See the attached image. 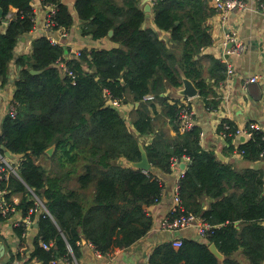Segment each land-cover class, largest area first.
Segmentation results:
<instances>
[{
    "label": "trees",
    "instance_id": "trees-1",
    "mask_svg": "<svg viewBox=\"0 0 264 264\" xmlns=\"http://www.w3.org/2000/svg\"><path fill=\"white\" fill-rule=\"evenodd\" d=\"M40 1L56 7L51 34L71 27L73 17L62 0ZM189 1L159 0L152 5L154 24L170 33V47L145 25L141 0H75L82 35L95 40L107 37L117 46L83 49L78 58L69 60L64 47L52 44L49 35L34 39L30 54L15 57L19 37L34 28L32 0H0L2 18L7 20L6 24L0 20L4 27L0 29V87L9 82L10 66L18 69L11 101L16 115L3 117L0 146L21 156L17 176L10 174L2 187L10 191L6 194L10 205L11 195H21L15 209L25 217L35 216L30 209L38 203L32 195L48 211L38 215L39 238L32 253L44 264L70 250L78 255L82 237L102 255L126 250L143 238L152 226L146 207L159 201L163 190L154 171L170 174L172 164L184 157L190 159L179 181L184 211L220 226L205 239L207 243L179 236V247L172 241L159 244L148 264H220L208 249L210 243L224 255L222 264H242L235 258L237 252L249 264L264 262V177L249 167L238 170L221 161L214 149L203 148L199 126L180 132V99L165 95L168 87L181 85V70L194 82L205 110H216L220 102L213 85L224 80L226 65L208 57L213 83L203 77L200 53L211 38L194 14L179 13L187 5L197 7ZM58 60L66 63L74 78L61 76L55 67ZM105 92L120 104H136L129 119L133 132L120 110L106 105ZM148 94L154 99L144 100ZM157 105L175 136L155 129ZM224 123L229 127L224 128ZM235 127L227 119L217 127L231 152ZM251 132L237 150L247 162L264 160V131ZM145 135H153L150 143H143L152 165L147 172L129 165L140 160L138 142ZM52 145L55 149L49 156L45 150ZM38 158L50 159V169L36 163ZM204 199H210L207 208L202 207ZM0 219L5 218L0 215ZM23 230L17 227V235ZM43 242L53 245L46 250L40 245Z\"/></svg>",
    "mask_w": 264,
    "mask_h": 264
},
{
    "label": "crops",
    "instance_id": "crops-1",
    "mask_svg": "<svg viewBox=\"0 0 264 264\" xmlns=\"http://www.w3.org/2000/svg\"><path fill=\"white\" fill-rule=\"evenodd\" d=\"M74 1L62 0L68 6L73 17V24L66 31L67 36L61 39L63 42L62 46L65 49V58L69 60L78 58L79 56L76 55L77 51L81 52L83 49H109L116 47L117 44L111 42L107 37L95 40L90 35H82L83 21L76 14ZM245 1L247 3L245 10L230 12L225 15L214 8L211 0H190L189 3L193 2L197 4V7L194 8L190 4L182 8L179 13L188 12L194 14L202 27L208 28L211 44L204 46L200 53L203 77L207 82L213 83V80L209 78L208 69L211 62L208 57L220 59L226 67L230 64L234 70V74L229 76L226 75L225 71L224 80L220 81L218 86L213 85L220 99L216 110H205L199 97L193 98L191 101L195 109L194 125L199 126L201 130V146L205 149H214L216 155L220 152L225 158L224 162L232 163L238 170L249 167L261 173L262 177H264V160L259 159L254 162H247L243 160L242 153L237 150V147L241 143L246 142L249 136L243 133L236 135L232 140L233 151L231 152L226 149L227 144L217 133V127L223 119L232 121L237 127L248 128L249 124H255L260 128H264V82L261 79L259 81L250 80L254 76L264 77V0ZM143 2L144 0H141V5L144 7ZM32 6L35 13L34 28L30 33L19 37L14 49L15 57L30 54L31 42L41 36L49 35L45 32L43 25L48 6L42 5L40 0H32ZM11 11L14 12L16 9L11 8ZM148 15L145 25L154 29L167 46H173L170 41V33L158 29L154 24L152 5ZM0 29L4 30V27L0 25ZM60 30L62 29L54 32L53 36L58 37ZM233 40L237 42L238 46L241 45L242 49L237 51V45L233 49L228 48V43ZM9 75V82L5 86L0 87V125L11 105L14 94V80L18 77V69L15 64L10 66ZM171 94V89H167L165 95L171 99H177ZM170 103H172V100H170ZM135 106V103H127L119 110L126 119L128 117L127 113H130ZM153 116L155 117L156 130L163 131L171 137L176 135V131L169 124L168 119L161 113L159 105L156 106V113ZM128 128L132 132L134 131L131 124ZM179 131L182 132L180 127ZM152 138L153 135H145L140 137V141L148 144ZM11 155L12 158L7 157V161L16 171V167L21 161V156L12 153ZM36 163L44 166L46 164L48 169H50L52 164L51 160L46 158H38ZM123 164L127 165L124 159ZM187 166L188 163L181 159L173 163L170 174L163 175L154 171L162 181L163 190L159 201L146 207L148 215L152 218V226L143 238L126 250H115L108 255H99L91 243L82 237L78 243V255L70 251L66 256L57 257V264H148L149 257L156 246L166 241H172L175 238L174 232H168L161 228V223L169 214L173 205L176 180L181 171ZM14 175L17 176V173ZM8 192L10 191L7 189ZM31 198L36 199V196L32 195ZM20 200V194H13L9 199L14 205L18 204ZM209 202L210 199H204L202 207L207 208ZM43 210L42 207H36L33 211L35 216L32 219H30L29 215L25 217L21 214V211L17 210L10 215L9 219H0V246L3 245L4 247L3 252L0 250V264H44L43 261L32 256L35 249L34 241L39 238L38 215ZM19 222L24 228L21 236H18L16 232V228L21 226H17ZM261 223H264V221ZM180 237L197 242H206L205 239H199L197 233L192 229L182 230ZM22 243H24L23 247ZM50 243L53 245L52 242ZM21 251H23L22 256H20ZM235 258L242 264H249L240 252L235 253ZM50 264L52 263L50 262Z\"/></svg>",
    "mask_w": 264,
    "mask_h": 264
},
{
    "label": "built area",
    "instance_id": "built-area-1",
    "mask_svg": "<svg viewBox=\"0 0 264 264\" xmlns=\"http://www.w3.org/2000/svg\"><path fill=\"white\" fill-rule=\"evenodd\" d=\"M159 0H148L150 5H153ZM213 3L214 8L217 11H220L227 15L230 12H235V11H243L247 8V3L245 0H211ZM48 6V11L46 13V17L44 20V29L45 32L49 34V40L52 44H61L62 45V38H65L67 36V30L62 29L59 32V36L55 37L50 33V26L54 25V15L56 13V7L53 5H47ZM48 36V35H47ZM230 39V37H229ZM234 41V40H233ZM235 42V41H234ZM236 50L242 49V46L237 44ZM236 47V46H235ZM77 56H80V51H77L76 53ZM55 67L59 69L61 76L68 75L71 78H74L73 72L68 68L66 63L62 60H58L55 64ZM234 70L233 67L230 66V64L226 67V75H233ZM261 79L262 82H264V77H252L250 80L251 81H259ZM104 98L106 105L114 106L117 107L118 109H121V107L124 104H120L118 100L113 99L111 95L108 92L104 93ZM144 100H153V96L148 94L145 95ZM192 99L188 98H180V104L181 109L179 110V119H180V129L181 131H187L190 130L193 125H194V116H195V109L192 106L191 103ZM6 114H9L10 117H15L16 115V110L14 105H10ZM5 114V115H6ZM229 126L224 123V128H228ZM252 130H262L264 131V128L258 127V125L255 124H249L248 128H243V127H235L234 131V137L240 133L246 134L247 136H251ZM219 135L224 139V133L221 132ZM242 153V152H241ZM185 162L188 164L190 163V159L188 157L183 158ZM176 162V161H175ZM174 162V163H175ZM173 165V164H172ZM187 168V167H186ZM185 169H183L178 176L175 184V193L173 195V205L169 211V214L163 219L161 223V228L165 231L168 232H175V231H182L186 229H192L194 230L197 235L203 239L208 238L214 231V229L218 228L220 225H213L209 224L202 216L196 215L192 212H185L181 203V199L179 196V181L183 177L185 173ZM16 171L10 166V164L7 161V156L4 155V153L0 149V215L6 219L10 218V215L15 212V205L7 201L6 194L7 190L2 187V184L8 179V176L12 173H15ZM36 201L38 205L36 207H42L45 211L44 205L38 200L36 197ZM34 209H30V213H32ZM42 210V209H41ZM48 213V212H47ZM23 226L20 222L17 224V226ZM43 248L46 250H49L52 247L51 243H42L41 244ZM172 245L174 247H179L181 245V238L175 237L172 240ZM70 250V248H69ZM71 251V250H70ZM99 255L100 253L97 252ZM52 264H57L56 260L51 261Z\"/></svg>",
    "mask_w": 264,
    "mask_h": 264
},
{
    "label": "water",
    "instance_id": "water-1",
    "mask_svg": "<svg viewBox=\"0 0 264 264\" xmlns=\"http://www.w3.org/2000/svg\"><path fill=\"white\" fill-rule=\"evenodd\" d=\"M144 4V12L146 14V18L149 17V11L151 9V5L148 2V0H144L143 2ZM3 9L0 7V20L2 21L3 24L7 23V20H3ZM112 35V30H110L108 32V36ZM236 46V42L232 41L230 43H228L227 47L228 48H234ZM30 72L32 74H36L38 73V71H34V70H30ZM180 73V77H181V85L179 87H168V89H171V95L177 98H188V99H193L199 96V91L197 89V87L195 86L194 82L187 78L182 72L181 70H179ZM120 115L123 117V113L120 112ZM124 118V117H123ZM138 147H139V151H140V155L141 158L139 161H130L129 165L133 168H137V169H141L144 172H147L149 170H151L152 165L148 160L146 151L143 147V143L141 141L138 142ZM0 149L3 151L4 155L7 156L8 158H12L11 153L4 147V146H0ZM55 149V146L52 145L49 148H47L45 150V153L49 156L52 155L53 151ZM217 157L221 160V161H225V158L222 156V154L220 152L217 153ZM47 211V210H46ZM48 212V211H47ZM49 214V213H48ZM181 235V231H175L174 232V236L178 237ZM85 240V239H84ZM208 249L209 251L219 260L220 264H222V261L224 260V255L217 249V247L215 246L214 243H210L208 245ZM0 250H2V252L4 251V247L3 245L0 246Z\"/></svg>",
    "mask_w": 264,
    "mask_h": 264
},
{
    "label": "rangeland",
    "instance_id": "rangeland-1",
    "mask_svg": "<svg viewBox=\"0 0 264 264\" xmlns=\"http://www.w3.org/2000/svg\"><path fill=\"white\" fill-rule=\"evenodd\" d=\"M128 114V117L126 118V121H127V125H128V127H130V120L128 121V119H130V113H127ZM45 167L47 168V166H46V164H45ZM199 239H201V237H199ZM203 239V238H202ZM201 239V240H202Z\"/></svg>",
    "mask_w": 264,
    "mask_h": 264
}]
</instances>
